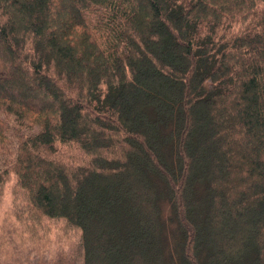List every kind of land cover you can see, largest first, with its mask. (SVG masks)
<instances>
[{
  "label": "trees",
  "instance_id": "1",
  "mask_svg": "<svg viewBox=\"0 0 264 264\" xmlns=\"http://www.w3.org/2000/svg\"><path fill=\"white\" fill-rule=\"evenodd\" d=\"M11 178L83 264H264V0H0Z\"/></svg>",
  "mask_w": 264,
  "mask_h": 264
},
{
  "label": "rangeland",
  "instance_id": "2",
  "mask_svg": "<svg viewBox=\"0 0 264 264\" xmlns=\"http://www.w3.org/2000/svg\"><path fill=\"white\" fill-rule=\"evenodd\" d=\"M62 149L65 159H82L73 148ZM29 212L33 209L11 178L0 195V264H83L79 228Z\"/></svg>",
  "mask_w": 264,
  "mask_h": 264
}]
</instances>
